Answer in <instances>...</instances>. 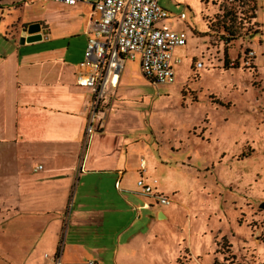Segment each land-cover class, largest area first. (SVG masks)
Segmentation results:
<instances>
[{"label":"rangeland","instance_id":"obj_1","mask_svg":"<svg viewBox=\"0 0 264 264\" xmlns=\"http://www.w3.org/2000/svg\"><path fill=\"white\" fill-rule=\"evenodd\" d=\"M94 1L63 7L38 0H0V17L8 25L17 23L20 33L45 24L47 33L75 56L81 26L91 12L88 3ZM159 5L168 12L167 25L187 36L186 47L174 54V82L151 83L141 74L138 58L126 60L111 113L139 114L142 129L129 134L140 135L139 143L147 144L142 157L157 163L162 182L154 187L166 192L173 215L157 226L156 241L148 239L136 256L116 262L119 234L135 219L122 241L146 230L156 212L137 209L135 197L145 196L136 186L138 176L128 172L130 190L122 194L133 203V212L106 215L98 243L107 249L99 256L72 255L71 264H264V0H159ZM181 14L185 20H179ZM6 38L0 30V49L9 47ZM109 110V105L101 109L104 118ZM15 156L12 145L0 144V201L11 194L19 207L12 190L30 177L32 161H20L25 174L19 177ZM99 177L106 186L114 184L107 176L92 179ZM168 185L176 186V193ZM108 192L118 203L112 187ZM12 223L2 240L3 264H23L25 253L16 246L20 227ZM69 237L65 229L63 239Z\"/></svg>","mask_w":264,"mask_h":264},{"label":"crops","instance_id":"obj_2","mask_svg":"<svg viewBox=\"0 0 264 264\" xmlns=\"http://www.w3.org/2000/svg\"><path fill=\"white\" fill-rule=\"evenodd\" d=\"M83 3L81 0L74 6L50 4L76 7ZM92 4L88 3L91 10ZM90 17L91 12L81 26V47L75 56L70 54V47L59 45L57 38L47 33L49 29L45 24L20 33L17 23L8 25L0 17V30L9 43L6 50L0 49V144L14 147L17 154L14 157L16 174L19 173V177L25 174L20 161L25 158L32 161V175L28 171L30 177L23 178L21 184L12 190L17 194L20 206L16 207L11 201V194L0 201V210L3 211L0 212V264H3L2 240L12 222L16 223L14 227H20L16 228V246L19 252L25 253L23 264H52L51 257L56 252L64 264L72 263V255L80 257L90 252L99 256L107 249L106 245L98 243L100 230L105 226V216L123 215L126 209L130 212L134 210L133 203L122 194V191L130 190L125 180L128 172L138 176L136 182L141 179L155 192L166 193L154 187L162 182V175L157 174V163L151 165L142 157L144 153L147 155V144L139 143L140 135L129 134L132 130L142 129L139 114L124 111L111 113L126 60L108 104L110 110L106 118L103 113V117L99 116L102 117L100 124L97 118L93 120L92 127L96 130L87 134L93 93L89 88L78 87L75 77L80 72L79 64L83 60L88 38L94 35ZM168 20L169 17L159 26L171 28L167 25ZM186 45L187 36L182 47ZM182 47L174 48L173 59H176V49ZM138 65L140 69L139 59ZM175 66L173 63L174 77ZM121 118L124 120L121 121ZM141 162L144 169H140ZM38 166L42 169L37 170ZM94 176H107L108 182L114 180V184L106 186L107 181L102 177L95 181L92 179ZM168 186L170 192L176 193V186ZM110 187L118 203L108 192ZM135 199L137 209L155 210V219L149 221L146 230L135 231L124 241L122 238L127 229L133 228L136 219L119 234L117 242L122 244L119 245L116 262L118 258L136 256L145 248L148 239L156 241L157 226L169 221L173 215L172 205L162 207L151 198L142 196ZM117 204L120 208H116ZM27 205L31 208L28 212L24 210ZM65 212H68L67 217ZM27 215L32 218L22 220ZM137 218L140 220L141 216ZM65 229L69 231L68 240L63 239ZM26 235L29 238L26 239ZM39 252L41 254L37 256Z\"/></svg>","mask_w":264,"mask_h":264},{"label":"built area","instance_id":"obj_3","mask_svg":"<svg viewBox=\"0 0 264 264\" xmlns=\"http://www.w3.org/2000/svg\"><path fill=\"white\" fill-rule=\"evenodd\" d=\"M39 1L74 6L81 0ZM168 16V12L160 7L159 0L93 2L90 18L94 35L88 38L83 60L79 64L80 72L75 77L78 87L89 88L93 93L87 134L96 130L92 127L93 120L97 118L101 123V109L113 98L125 60L138 58L141 74L151 83L160 85L174 82L172 65L178 61L173 59V50L185 46L186 33L159 26ZM179 19L184 20L185 15L181 14ZM248 56L253 58L254 53L250 51ZM36 169L41 170L42 166ZM140 169H144L143 162ZM136 186L156 205L170 206L168 197L155 192L143 180H138ZM51 260L52 264H61L60 254L56 252Z\"/></svg>","mask_w":264,"mask_h":264},{"label":"water","instance_id":"obj_4","mask_svg":"<svg viewBox=\"0 0 264 264\" xmlns=\"http://www.w3.org/2000/svg\"><path fill=\"white\" fill-rule=\"evenodd\" d=\"M260 208L264 210V203L260 205Z\"/></svg>","mask_w":264,"mask_h":264},{"label":"trees","instance_id":"obj_5","mask_svg":"<svg viewBox=\"0 0 264 264\" xmlns=\"http://www.w3.org/2000/svg\"><path fill=\"white\" fill-rule=\"evenodd\" d=\"M225 62H226V59H225ZM227 64H229V63H227ZM236 64H237V63H235V65H236ZM226 66H227V65H226ZM230 68H237V66H236V67H233V66H232V67H230Z\"/></svg>","mask_w":264,"mask_h":264}]
</instances>
